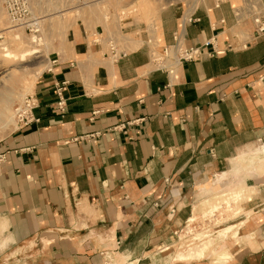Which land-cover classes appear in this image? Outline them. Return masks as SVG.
I'll use <instances>...</instances> for the list:
<instances>
[{
    "label": "crops",
    "instance_id": "1",
    "mask_svg": "<svg viewBox=\"0 0 264 264\" xmlns=\"http://www.w3.org/2000/svg\"><path fill=\"white\" fill-rule=\"evenodd\" d=\"M209 1L163 11L156 49L146 32L119 44L103 25L70 28L34 85L39 122L0 143V264H185L162 249L228 181L247 216L207 254L264 264V38L232 0ZM182 29L185 47L213 55L160 69L153 56Z\"/></svg>",
    "mask_w": 264,
    "mask_h": 264
},
{
    "label": "rangeland",
    "instance_id": "2",
    "mask_svg": "<svg viewBox=\"0 0 264 264\" xmlns=\"http://www.w3.org/2000/svg\"><path fill=\"white\" fill-rule=\"evenodd\" d=\"M208 2L210 1L40 0L33 4L34 16L40 19L39 33L33 35L25 32L22 28H13L12 25L9 24L0 0V11H2L5 20L3 29L9 27L10 30L18 29L20 33L29 40L26 44L29 50L33 49L36 53L34 56L26 58L23 61H6L2 55L6 50L10 49L13 51L14 44L9 41L10 39L7 40L6 36L0 37V125H3L5 122L9 123V117L12 118V124L3 131V133L0 131V143L17 129L14 119L15 108L21 104L26 96L33 95V91H26L25 87H27L28 80L33 77L40 67L45 68L46 65L49 66V58H52L51 56L54 53H60L62 51L70 28L77 22H82L87 27H93V25L108 27V33L117 40L119 44L146 32L145 34H148L150 41H152V47L156 49L159 46V24L160 16L163 11L172 8L185 13V16H187L197 8L207 5ZM143 3L145 4L144 7L141 5ZM232 4L238 7L241 5V0H232ZM140 6L143 9L140 8ZM247 25V23H242L233 32V36H236L240 41V45H238L240 48L244 47L247 42L252 40V35L247 33ZM1 33L3 32H0V34ZM137 46L138 45H135V48ZM45 70H47V68H45L43 72ZM235 186L236 184H231V181H228L222 186H217L216 191L213 190L207 194L204 198L207 202H201L200 207L198 205L196 206L191 217V219L194 217V220H188V222L176 232L174 235V241L176 243L173 247H165L162 249V251H164L163 254L165 256L172 255V257L176 254L177 258L182 260V263L188 264L191 262L183 261L185 259L188 261H196L195 259L199 257L184 256L180 258V253L185 251V253H190L193 249L198 250L202 246L208 244L205 253L201 255L203 259L210 250H212V252L214 251L212 248L219 240L229 238L226 243H219L221 244L219 249L227 250L232 246V239L228 233L234 231V229L232 228L228 232H224L222 229L229 225L236 224L239 221H243L242 219L247 216V214L244 213L242 207L250 200V198L244 197V199L239 201V197L233 201L234 197L231 198L230 193L232 190L236 189ZM213 205H218L220 210L213 215H210L208 213L209 211L203 214L204 211L208 210ZM244 232L245 231L241 232L239 237L245 235L246 233ZM238 238L234 239V242H237ZM189 242H192L191 244H194V246L192 248L190 247V250H187L189 249L187 246ZM214 258L215 257L210 256V254H207L203 262L212 264ZM229 262L230 259H228L225 264H229ZM213 263L216 264L215 259Z\"/></svg>",
    "mask_w": 264,
    "mask_h": 264
},
{
    "label": "built area",
    "instance_id": "3",
    "mask_svg": "<svg viewBox=\"0 0 264 264\" xmlns=\"http://www.w3.org/2000/svg\"><path fill=\"white\" fill-rule=\"evenodd\" d=\"M40 0H1L2 8L7 16L9 24L13 28H22L29 34L36 35L40 29V19L34 16L33 4ZM85 1V0H81ZM235 17L239 22L251 21L254 26V39L264 38V1L263 0H241V5L234 9ZM183 30L177 32L173 37V44L167 46L162 55L153 56L154 63L159 64L160 69H166L163 62L166 59H173L177 63L194 62L204 56L210 57L213 54L206 53L202 48H188L183 44ZM111 53L115 48H110ZM216 54H221L218 52ZM57 101L54 103L55 112L63 115L66 112V100L64 98V88L56 90ZM38 102L34 95L26 96L21 104L14 110V119L17 130L28 128L38 123L34 116V110ZM131 124L121 125L115 130L127 134Z\"/></svg>",
    "mask_w": 264,
    "mask_h": 264
},
{
    "label": "bare ground",
    "instance_id": "4",
    "mask_svg": "<svg viewBox=\"0 0 264 264\" xmlns=\"http://www.w3.org/2000/svg\"><path fill=\"white\" fill-rule=\"evenodd\" d=\"M46 1V0H45ZM143 7L145 6V4H141ZM140 8H142L140 6ZM143 9V8H142ZM141 9V10H142ZM87 11V10H86ZM63 21V20H62ZM5 25V20H4V15L2 13V11H0V32H3L0 34V37L1 36H6V39H10L9 41L11 43L14 44V50L11 51L10 49L9 50H6L5 53L2 55L3 58L6 60V61H13L14 62H18V61H23L25 60L26 58H29V57H32L34 56L36 53L33 49L29 50V48L27 47V43H28V39H26L18 29H12L10 30L9 28L7 29H3V26ZM185 29V28H184ZM9 30V31H8ZM183 30V29H182ZM185 31V30H184ZM46 64V63H45ZM47 68V67H45ZM44 67H40L37 72L33 75L32 78H30V80H28L27 82V87L26 88V91H33L34 89V85H35V82L37 80V78L41 75V73L43 72V70L45 69ZM29 91V92H31ZM2 114V113H1ZM4 115V114H3ZM5 117V116H4ZM3 118V117H2ZM9 123L5 122L3 125H0V131H5L11 124H12V118L9 117ZM3 121V119H2ZM1 121V122H2ZM219 209L218 208H214L210 214L213 215L215 212H217ZM232 229V227H229V228H223L222 231L224 230V232H228ZM210 237V236H209ZM192 242H189L187 244V246L189 247V249L187 250H190V247L192 248L194 246V244H191ZM184 245V244H183ZM208 245V244H207ZM207 245L206 246H202L201 248H199L198 250H195L193 249V251H191L190 253H185V252H182L179 254V257H184V256H189V257H199L201 258V255L203 253H205V250L207 248ZM195 248V247H194ZM197 258V259H199Z\"/></svg>",
    "mask_w": 264,
    "mask_h": 264
}]
</instances>
